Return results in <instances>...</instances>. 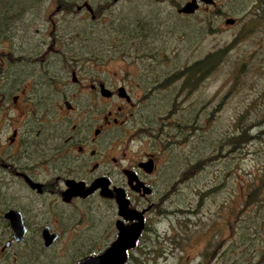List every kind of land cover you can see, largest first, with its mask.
<instances>
[{
	"label": "rangeland",
	"instance_id": "1",
	"mask_svg": "<svg viewBox=\"0 0 264 264\" xmlns=\"http://www.w3.org/2000/svg\"><path fill=\"white\" fill-rule=\"evenodd\" d=\"M67 1L1 0L5 13L22 11L21 22L14 23L6 39L14 38L20 50L33 44L27 38L49 39L51 33L89 37L97 53L110 58L98 61L99 73L124 82L127 90L144 83L146 74L164 79L223 51L214 70L194 89L183 87L185 80L179 78L155 93H138L144 104L133 125L136 137L130 151L140 144L168 147L173 171L167 189L159 195L162 198L151 200L158 203L159 211L149 216L148 232L125 264H235L237 259L240 264H264V0H217L216 7L189 16L166 7L186 0H163L160 12H150L153 7L134 1L110 11L120 18L112 21L116 29L109 28L111 20H102L108 27L91 35H86L87 25L79 19L66 20L59 30L50 29L49 14ZM78 3L75 0L73 5ZM226 19L234 21L226 24ZM118 25L126 27L130 39L117 35ZM143 26L155 32L146 38L150 47L132 40V32ZM257 117L262 123L249 128L256 138L238 144L233 139L238 125L242 121L248 125ZM108 225L105 218L83 221L76 239L80 251L61 239L50 252L25 255L24 264H75L110 241L116 229L105 232ZM92 235L97 237L90 243ZM5 255L11 264L14 249Z\"/></svg>",
	"mask_w": 264,
	"mask_h": 264
},
{
	"label": "flooded vegetation",
	"instance_id": "2",
	"mask_svg": "<svg viewBox=\"0 0 264 264\" xmlns=\"http://www.w3.org/2000/svg\"><path fill=\"white\" fill-rule=\"evenodd\" d=\"M134 1L153 7L150 12H160L163 2L79 0L76 5L55 7L47 23L56 31L66 20L79 19L87 29L95 30L108 27L102 20H111L109 28H115L112 21L119 18L110 12L112 8ZM191 1L166 7L189 16L216 7L217 0L208 4L196 0L193 14L179 13ZM51 35L49 39L27 38L33 44L25 49L18 50L12 37L8 46H0V264H9L5 253L11 249V264L17 260L16 264H24L25 255L50 252L61 239H68L69 246L80 251L76 239L83 221L91 218L108 220L105 232L113 226L116 230L101 250L87 256L107 249L118 237V226L142 227L133 247L125 252L127 262L148 232L149 216L159 211L158 203L151 200L162 198L159 195L167 189L166 180L173 171L168 147L140 144L130 151L136 137L133 125L144 104L138 93L160 91L169 80L146 74L144 83L127 90L124 82L99 73L98 61L110 58L97 53L91 38ZM8 39L0 38V42ZM10 213L24 229L19 241L15 238L19 229L7 218ZM95 237L91 236L90 243ZM90 246L97 249L96 244Z\"/></svg>",
	"mask_w": 264,
	"mask_h": 264
},
{
	"label": "trees",
	"instance_id": "3",
	"mask_svg": "<svg viewBox=\"0 0 264 264\" xmlns=\"http://www.w3.org/2000/svg\"><path fill=\"white\" fill-rule=\"evenodd\" d=\"M0 3H1V0H0ZM73 3H75V0L63 2L62 4H64L66 7H69V6H72ZM20 12H22V11H19L15 15H11V14L5 13L4 9H0V38L9 37V35H7V33L12 30L14 23L21 22V19L19 18V16L22 13L20 14ZM17 17H18V19H17ZM122 18L124 19V17H122ZM123 19H121V20H123ZM119 20H120V18H119ZM4 21L6 22V24L8 22V26L6 28L3 27L5 25V24H3ZM111 29L114 30L116 28H111ZM88 30H89L88 32L90 35V32H92L93 30H90V29H88ZM119 30H120V27L118 28V30H116V31H118L117 35H120V37H123L126 39H130V37L126 35L124 30H121V33L119 32ZM145 31L147 32V35H148L149 31L146 29V27H143L142 29L139 28V29L134 30L132 32L134 34V38H132V40L133 41H135V40L140 41L141 40L145 44H148L149 40L146 39L147 36L144 33ZM12 32H13V30H12ZM75 34H77V32H75ZM150 42H151V40H150ZM221 53H223V51L211 53V54L207 55L206 57H204L203 59L198 60L197 62H194L193 64H191L189 66H186L183 70L178 71V73L176 75L166 77V80H169V82H172V81H175V79L184 78L185 81H184L183 87L189 88V89H194L196 87V83L198 80L203 81L204 79H206L208 77V74L214 70L216 64L218 63V60L221 58ZM238 122L240 123L241 120H239ZM261 123L262 122L258 117L253 119V121L248 125H246V124L243 125L244 121H242V125H238L239 133L236 134L233 137V139L236 140V142L238 144H245V143L249 142L250 140L256 138V137H252L250 135L249 128L254 127V126H258ZM240 126H242V127H240ZM262 181L264 183V175H263ZM240 261H239V259H237L235 264H240Z\"/></svg>",
	"mask_w": 264,
	"mask_h": 264
},
{
	"label": "water",
	"instance_id": "4",
	"mask_svg": "<svg viewBox=\"0 0 264 264\" xmlns=\"http://www.w3.org/2000/svg\"><path fill=\"white\" fill-rule=\"evenodd\" d=\"M204 3H209L210 0H201ZM197 9L196 0H192L191 2L185 4L180 10L179 13H183L186 15L193 14ZM226 24H232V19H226ZM103 188V187H102ZM104 189V188H103ZM106 190V188H105ZM121 213H123L121 207ZM7 218L10 222V225L15 229H19V236L15 237L17 241L21 239V236L24 233V229L21 226V222L18 218L13 217V214L10 213L7 215ZM118 228V237L117 239L108 246L102 253L98 255L87 256L81 260H79L76 264H125L126 250L133 247L134 242L138 238L141 232V226H131L129 228H122L120 226ZM21 233V234H20ZM46 246H49V240L46 237ZM7 245V244H6Z\"/></svg>",
	"mask_w": 264,
	"mask_h": 264
},
{
	"label": "bare ground",
	"instance_id": "5",
	"mask_svg": "<svg viewBox=\"0 0 264 264\" xmlns=\"http://www.w3.org/2000/svg\"><path fill=\"white\" fill-rule=\"evenodd\" d=\"M141 229H142V227H141Z\"/></svg>",
	"mask_w": 264,
	"mask_h": 264
}]
</instances>
